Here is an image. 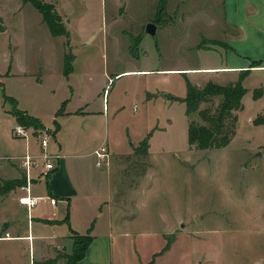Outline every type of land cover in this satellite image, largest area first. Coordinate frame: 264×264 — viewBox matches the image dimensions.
Listing matches in <instances>:
<instances>
[{
    "label": "rangeland",
    "instance_id": "374dc122",
    "mask_svg": "<svg viewBox=\"0 0 264 264\" xmlns=\"http://www.w3.org/2000/svg\"><path fill=\"white\" fill-rule=\"evenodd\" d=\"M42 1L56 7L60 25L67 28L68 34H52L30 1L0 0V16L5 24V31L0 33V157L7 158L2 161L17 163L19 160L13 157L41 152L37 137L49 135V131L17 123L9 111L15 104L13 99L18 109L39 112L52 123L55 95L37 78L50 72L48 65L61 50L70 58L73 77L86 96L88 110L103 112L82 122L72 117L75 128L84 127L80 133L71 127L63 129L60 140L68 145L69 153L84 156L67 157L68 164L94 168L95 158L90 152L105 140L115 155L112 179L118 175L117 179H126V185L139 179L136 187L128 188L133 191L123 204L118 203L127 211L114 215L113 264H264V158L248 140L247 127L239 126L236 120L226 146L200 149L188 143L190 120L203 122L196 112H185L186 77L167 76L162 93L168 95L145 99L146 91L159 87L157 79L144 74L114 76L126 68L199 64L195 49L188 46L199 36L198 31H203L193 19L207 7L184 0L180 14L188 11L190 23L184 21L177 34L160 30L155 37L147 34L140 43L147 22L172 24L174 0H165L164 5L161 0ZM218 8L214 4L211 14ZM187 34L189 44L180 47L179 42L185 43L183 36ZM130 38L138 58L127 48ZM220 99L217 96L200 107L215 110ZM70 106L74 108L76 103ZM16 124L29 128L27 141L14 134ZM148 133L151 135L146 138ZM142 137L149 143L148 153L143 149L146 143L137 141ZM50 142L47 151L58 152L56 142ZM35 170L31 171L33 177L45 180ZM10 182L9 187H15ZM101 225L99 221L100 233ZM50 232L42 230L46 237ZM56 233L67 234V224ZM43 240L47 239H35V252L27 248L26 242L23 255L13 257L11 263L33 264ZM70 243L65 241L69 250ZM66 253L57 247L52 255L58 254L59 261L66 262Z\"/></svg>",
    "mask_w": 264,
    "mask_h": 264
},
{
    "label": "crops",
    "instance_id": "0c3cea01",
    "mask_svg": "<svg viewBox=\"0 0 264 264\" xmlns=\"http://www.w3.org/2000/svg\"><path fill=\"white\" fill-rule=\"evenodd\" d=\"M174 1L172 13L174 21L168 26L156 22L157 34L159 30L165 34H177L176 31L181 24H185L184 21L191 22L188 11L184 12L183 15L180 14L179 7H184V0ZM195 1L201 2L204 7H207L204 9L205 11H202L206 13L205 15L201 12L199 15L196 14L193 19L194 23L203 26V31H198L199 36L188 46L195 49L199 64L186 66H163L161 64L160 67L156 68H126L115 72L114 76L144 74L157 79L159 87L146 91L145 99H148L149 96V98H157L161 95H168L162 93L163 81L171 75H183L187 79L189 77L186 74H188L192 77V79L189 78L190 81L198 87H202L208 82L227 84L241 80L242 86L247 91L241 98L242 108L236 111V120L239 126L245 125L247 127L248 140H252L255 149L260 151L261 157L264 158V0ZM214 4L219 8L218 12L216 11L212 15L211 7ZM65 29L67 31L66 27ZM146 35H141L140 43ZM188 37V34L183 36L185 43H182L181 37H179L180 47L189 44ZM201 41L207 43L201 44ZM131 45L132 38L127 41V48L134 57L138 58L139 54L135 55ZM66 55V52L62 53L60 50L58 57L52 58L53 61L48 65L50 72L43 73L37 78V81L45 89L55 95L51 109L53 112L51 115L52 123L49 124L43 114L39 112L30 113L27 109L19 108V110H23L38 119L41 128L44 131H49V144L51 140L56 142L55 151L61 152L62 156L54 162L55 168L52 171L42 173L40 169L35 170L37 175L41 172L45 180L40 178L38 180L33 177L34 180L29 186L31 195H48L56 199V204L52 205L48 201H40L31 209L20 204L18 198L25 194L24 190L19 189V186L25 182L24 169L20 162H0L1 186L6 181L8 184L11 183L10 181H20L6 192H0V225L13 236L10 239H0V264H12L13 257L20 258L23 255L22 247H25L23 245L26 242L27 248L34 249V241L37 237L40 240L47 239L43 240L42 250L37 260L53 257L52 254L57 250V247L71 253L73 249L71 230L83 235L90 234L93 237L87 246L84 257L76 261V264H113L112 230L114 229V215L124 214L127 211L118 203L123 204L124 198L130 191H133H129L128 188L136 187L139 179H134V182L128 185H126V179H117L118 175H116L115 180L112 179L115 172L112 169L115 155L108 142L111 163L109 160V163L104 165L105 167H99L101 169L98 170V167L95 166L91 169L86 166L68 164L67 157L83 158L84 156L81 157L74 152L69 153L68 145L60 140L63 129L71 127L76 133H80L84 127L75 128L73 122L70 121L72 117H78L79 121L82 122L90 115H102L103 112L101 110H88V101L86 96H83V93L79 91V83L73 77L74 67L71 63L69 69L66 70ZM71 80L75 81V84H72ZM105 91L104 89L103 95ZM103 102V109H105V95ZM74 103L76 106L71 108L70 105ZM117 110L118 107H116ZM13 116L16 120L14 114ZM150 135L151 133L146 134V138ZM143 137L142 140L137 141L144 142ZM148 148L149 143L147 141V148L143 149L146 151ZM135 165L137 164H134V167ZM42 182H44L43 186L41 185ZM140 185L143 188V185ZM99 221H102V225L99 227L101 233L98 231ZM65 224H67L68 233L57 235L56 232L59 227ZM46 229L51 231V234L47 236L48 238L42 233V230L46 231ZM34 231L41 233L35 235L33 234ZM29 235H32V239L28 238ZM51 238L55 241H51ZM11 240L16 242H11ZM65 241L71 242V250L67 249Z\"/></svg>",
    "mask_w": 264,
    "mask_h": 264
},
{
    "label": "trees",
    "instance_id": "16d2710c",
    "mask_svg": "<svg viewBox=\"0 0 264 264\" xmlns=\"http://www.w3.org/2000/svg\"><path fill=\"white\" fill-rule=\"evenodd\" d=\"M25 1H30L38 8L42 14L44 22H46L48 29L52 34H68L65 26L62 24L60 25L61 19L55 6L46 5L42 0ZM161 2H163V5L166 3L165 0H161ZM159 7L161 8L162 4H160ZM51 12H54L55 16H53ZM4 30L5 24L2 22L0 16V33ZM69 65L70 58L66 55V70L69 69ZM246 91L247 90H245L241 84V80L227 84L208 82L206 85L198 87L187 78V93L183 99L185 112L187 115L196 112L197 116L200 117L201 122H203H197L195 119L190 120L187 131L188 143L195 144L200 149L226 146L231 139L229 135H231V133L234 134V127H236L237 122L236 111L242 108L241 98ZM217 96H221V99L215 110L207 106H204L203 109L200 107L203 102H212ZM12 101L15 104L10 112L15 115L17 123H24L36 129L41 127L38 119L25 113L23 110H19L16 107V101L13 99ZM143 143H146L147 147V141H144ZM6 183L1 186L0 192L4 193L9 190L11 183ZM13 183L15 185L16 183H20V181H13ZM71 238L73 239L72 252L63 255L66 262H60V256L57 254V256L51 258L34 260L33 264H76V261L84 257L87 246L92 241L93 237L90 234L83 235L71 230Z\"/></svg>",
    "mask_w": 264,
    "mask_h": 264
},
{
    "label": "built area",
    "instance_id": "2783aa9c",
    "mask_svg": "<svg viewBox=\"0 0 264 264\" xmlns=\"http://www.w3.org/2000/svg\"><path fill=\"white\" fill-rule=\"evenodd\" d=\"M14 134L17 137L25 138V140H28L29 132L28 128H25L23 125L16 124L13 128ZM49 135L45 134L41 137H37L38 142L41 146V152L38 155H32L29 152H26L22 156H15L14 158L19 160L21 167L24 169L25 173V182L24 184L19 186V189L24 190L25 194L20 196L18 198L19 203L26 205L28 209H31L32 207L36 206L40 203V201H48L52 205H55L56 199L53 197H50L48 195H40V196H34L31 195V188L30 183L32 182L33 175L31 173L32 169H40L41 172H49L52 171L55 168V161L58 158H61L60 152H55L53 154L49 153L48 150V144H49ZM110 152L107 142L104 140L102 141L97 148H95L92 151V156H94L95 160V166L96 167H102L104 165H107L110 160ZM2 160H7L6 157H0V162ZM40 172V173H41ZM1 186V182H0ZM13 237L10 235L7 231L4 230V227L0 225V239H10ZM29 239H32V235L28 236Z\"/></svg>",
    "mask_w": 264,
    "mask_h": 264
},
{
    "label": "water",
    "instance_id": "95a60500",
    "mask_svg": "<svg viewBox=\"0 0 264 264\" xmlns=\"http://www.w3.org/2000/svg\"><path fill=\"white\" fill-rule=\"evenodd\" d=\"M156 29H157V24L156 22H147L144 26V29H143V33L144 34H149L153 37H155V35L157 34L156 33ZM199 217H197L198 219Z\"/></svg>",
    "mask_w": 264,
    "mask_h": 264
}]
</instances>
